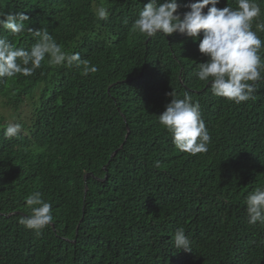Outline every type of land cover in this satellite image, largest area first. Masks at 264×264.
<instances>
[{"label":"trees","instance_id":"16d2710c","mask_svg":"<svg viewBox=\"0 0 264 264\" xmlns=\"http://www.w3.org/2000/svg\"><path fill=\"white\" fill-rule=\"evenodd\" d=\"M147 2L0 0V12L30 18L22 34L0 36L30 49L38 38L28 29L44 28L98 68L84 75L46 56L33 75L0 79V264H264V224H249L246 211L264 187V79L240 104L213 95L196 76L208 59L202 32L134 30ZM193 2L177 0L178 11ZM228 5L237 2L216 6ZM185 93L201 106L206 153L181 152L159 122ZM10 123L22 127L7 138ZM37 191L53 215L39 234L19 223ZM179 228L191 251L175 248Z\"/></svg>","mask_w":264,"mask_h":264},{"label":"clouds","instance_id":"9594fccd","mask_svg":"<svg viewBox=\"0 0 264 264\" xmlns=\"http://www.w3.org/2000/svg\"><path fill=\"white\" fill-rule=\"evenodd\" d=\"M237 6L217 8L219 0H196L184 13L178 11L177 0H148L135 19L133 27L142 34L152 37L157 33L171 35L180 33L193 39L200 36L199 51L206 62L198 64L196 76L200 81L210 83L213 95L240 104L252 98L257 91L255 82L264 79V58L260 50L264 42L258 32L264 31V21H260L261 8L256 0H236ZM211 5L210 7H207ZM207 7V12L204 9ZM99 19L108 18L105 7L98 9ZM29 16L23 11L0 12V29L13 35L25 31ZM255 21V31L253 23ZM31 31L37 39L30 49L17 47L7 36H0V79L14 78L17 74L31 76L40 68L45 57L50 65L83 68V74L96 73L98 68L87 59H81L78 52L69 54L63 50L54 37L41 28ZM252 82V83H250ZM172 97L173 92L169 93ZM160 124L172 135L177 149L192 155L206 153L211 136L201 115L199 102H193L190 95L183 99L172 98L159 116ZM19 123H10L4 129L7 138L17 136L21 131ZM158 166V162H157ZM31 214L22 217L19 223L28 229L39 230L53 221L52 205L37 191L26 198ZM248 223L264 224V187H258L246 198ZM175 248L191 251V241L183 228L174 235Z\"/></svg>","mask_w":264,"mask_h":264}]
</instances>
